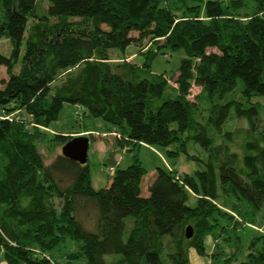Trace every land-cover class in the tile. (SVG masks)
<instances>
[{
  "label": "trees",
  "instance_id": "trees-1",
  "mask_svg": "<svg viewBox=\"0 0 264 264\" xmlns=\"http://www.w3.org/2000/svg\"><path fill=\"white\" fill-rule=\"evenodd\" d=\"M47 1L41 13L39 0H0V43H12L10 56L0 53L9 73L0 82V264H190V248L208 253L207 236L217 242L249 216L255 221L264 207L259 106L215 99L239 80L248 97L264 96V0H253L249 12L245 0ZM23 41L27 52L15 70ZM130 46L143 64L127 53ZM113 50L124 56L117 61ZM178 50L186 57L175 77L146 73L158 55ZM195 86L201 91L192 98ZM67 103L104 120L103 134L127 151L144 145L200 160L188 153L194 140L208 159L195 174L158 166L145 195L147 170L134 154L110 186L95 189L88 164L59 153L47 165L36 143ZM233 107L250 130L242 157L211 134L222 131ZM81 132L56 139L63 146ZM112 255L119 257L108 261ZM239 264H264V231L251 237Z\"/></svg>",
  "mask_w": 264,
  "mask_h": 264
},
{
  "label": "rangeland",
  "instance_id": "rangeland-1",
  "mask_svg": "<svg viewBox=\"0 0 264 264\" xmlns=\"http://www.w3.org/2000/svg\"><path fill=\"white\" fill-rule=\"evenodd\" d=\"M230 0H224V4L228 3ZM49 2L47 0H39L38 10L44 13L48 7ZM255 2L253 0H245V6L243 11H251ZM25 40V39H24ZM12 51V43L9 38H4L0 43V53L10 56ZM27 52V43L23 41L21 46V56L17 63L15 70H18L21 65V60L24 58ZM137 52L135 46H130L127 49L128 54H134ZM135 56H131L133 61L137 64H143L145 57L142 53L137 52ZM112 56L118 61L124 56V53L120 50H113ZM186 57L184 50H178L170 54H160L152 62L150 70L146 73H162L166 72L170 77L177 75L179 72V67L181 60ZM175 77V76H174ZM9 73L6 65H0V82L2 79H8ZM264 79V73H263ZM172 84V83H171ZM169 92H176L171 86L168 88ZM201 91L199 86H195L192 90V98ZM241 101L244 107H249L253 104H258L259 106V124L260 128H264V96L254 94L248 97L244 93V83L242 80L238 81V85L234 91L227 93L222 99L216 97V102H226L229 100ZM203 100V99H202ZM206 106V102H202ZM86 109L80 105L65 104L62 108L58 119L54 120L48 128L42 130V135L37 139L36 143L43 153L45 158V163L48 165L55 160V158L62 153V147L59 141L56 139V134L70 133L82 131L81 133H76V135H85L89 137V150H88V165L91 175L92 185L95 189L105 188L110 186L116 170L119 168L128 167L132 161L134 154H137L143 165L145 166L147 172L142 181L143 193L148 191V185L155 176L156 169L158 166H173L180 173L195 174L196 171L202 170L205 166L203 160L208 159V151L202 147L201 144L195 143L194 140H189L188 142V153L200 156L198 159H190L188 154L181 152L179 156L169 157L163 150L154 148L152 146H140L135 150H128L125 148L118 147L113 135H104L103 132L106 130V122L101 118H96L87 115ZM25 117V112L22 113ZM172 127H177L175 123ZM92 130L95 133V138L89 136L90 134H85L86 130ZM227 131H232V138L225 137L224 134ZM248 121L246 117H239L237 115L235 107L231 108L230 114L227 121L223 125L222 131L218 132L212 130L211 134L215 138V144L219 145L223 142L228 143L232 150L238 152L239 156L242 157V143L245 140V135H248ZM190 132H186L182 138L188 136ZM247 138V137H246ZM180 144H173L170 149L176 150ZM111 154L114 155L116 160V165L109 164V159ZM242 165V159L239 160ZM1 163V162H0ZM239 164V165H240ZM170 165V166H169ZM240 165V166H241ZM197 196L189 195L188 204L190 206H195L197 204ZM57 202L59 201L56 199ZM237 219L245 223V219H242L239 212H235ZM264 207L255 216V221H251L252 217L249 216L247 225L241 227L237 231H230L228 234H222L219 236V240L214 241L212 236H207L205 239L207 254L200 255L195 248H190L188 255L190 264H239L244 261L248 253V243L251 237L256 233V231H264ZM236 218V217H235ZM88 220V219H87ZM91 220V219H89ZM227 223V220H223ZM93 221H87L86 225L89 228H93ZM251 222V223H249ZM234 234V235H233ZM232 236V238H228ZM240 237L239 238H237ZM218 243L219 245L216 246ZM73 248L66 249L67 251ZM214 250L219 252L218 254H213ZM70 252V251H69ZM237 252V254H236ZM58 256V255H57ZM59 257V256H58ZM119 255H112L108 257V261L115 260ZM61 259V258H60ZM64 262V261H62Z\"/></svg>",
  "mask_w": 264,
  "mask_h": 264
},
{
  "label": "water",
  "instance_id": "water-1",
  "mask_svg": "<svg viewBox=\"0 0 264 264\" xmlns=\"http://www.w3.org/2000/svg\"><path fill=\"white\" fill-rule=\"evenodd\" d=\"M89 137L85 135H77L65 143L62 147V154L72 160L82 164L88 163ZM109 164L116 165L114 155L111 154ZM194 235V229L191 225L186 228V237L191 238Z\"/></svg>",
  "mask_w": 264,
  "mask_h": 264
},
{
  "label": "crops",
  "instance_id": "crops-1",
  "mask_svg": "<svg viewBox=\"0 0 264 264\" xmlns=\"http://www.w3.org/2000/svg\"><path fill=\"white\" fill-rule=\"evenodd\" d=\"M149 186V185H148ZM144 194L146 195V194H148V191L147 192H144ZM214 252V251H213Z\"/></svg>",
  "mask_w": 264,
  "mask_h": 264
}]
</instances>
